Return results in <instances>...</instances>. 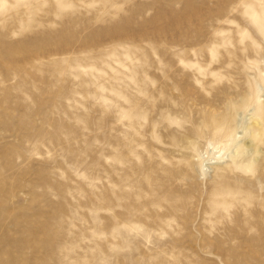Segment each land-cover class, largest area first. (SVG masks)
Masks as SVG:
<instances>
[{"label": "rangeland", "instance_id": "374dc122", "mask_svg": "<svg viewBox=\"0 0 264 264\" xmlns=\"http://www.w3.org/2000/svg\"><path fill=\"white\" fill-rule=\"evenodd\" d=\"M0 264H264V0H0Z\"/></svg>", "mask_w": 264, "mask_h": 264}]
</instances>
